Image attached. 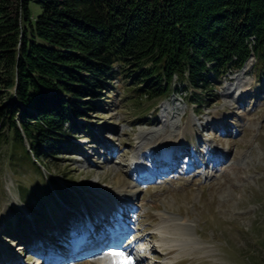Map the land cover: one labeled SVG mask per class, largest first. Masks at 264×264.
I'll use <instances>...</instances> for the list:
<instances>
[{
  "label": "rangeland",
  "instance_id": "374dc122",
  "mask_svg": "<svg viewBox=\"0 0 264 264\" xmlns=\"http://www.w3.org/2000/svg\"><path fill=\"white\" fill-rule=\"evenodd\" d=\"M246 62L244 71L199 88L200 102L177 78L168 95L141 97L131 85L138 71L114 67L97 109L70 129L72 147L49 159V171L31 155L45 184L7 131L0 138V264H52L56 252L58 262L69 258L57 264H116L120 255L134 257L131 264H264V67L254 52ZM216 155L226 158L198 168L216 163ZM129 201L135 211L124 212L120 246L79 261L63 252L73 243L69 234L89 228L93 215L108 222L116 203L128 210ZM60 218L66 223L56 227ZM180 226L185 234L173 232ZM39 241L53 249L44 251V263Z\"/></svg>",
  "mask_w": 264,
  "mask_h": 264
},
{
  "label": "trees",
  "instance_id": "16d2710c",
  "mask_svg": "<svg viewBox=\"0 0 264 264\" xmlns=\"http://www.w3.org/2000/svg\"><path fill=\"white\" fill-rule=\"evenodd\" d=\"M252 52L264 67V0H0V138L10 130L49 171L114 67L138 71L141 97L168 95L177 78L200 102Z\"/></svg>",
  "mask_w": 264,
  "mask_h": 264
},
{
  "label": "bare ground",
  "instance_id": "6f19581e",
  "mask_svg": "<svg viewBox=\"0 0 264 264\" xmlns=\"http://www.w3.org/2000/svg\"><path fill=\"white\" fill-rule=\"evenodd\" d=\"M247 63V62H246ZM250 64V62H248L247 63V65H249ZM246 64H244V66H245ZM243 66V67H244ZM243 67H242V69H243ZM245 68H246V66H245ZM245 68L243 69V71L245 70ZM238 72V71H237ZM179 150H180V146L179 145H177V146H175V151L176 152H179ZM159 155H161V154H159ZM219 156V157H218ZM162 157H164V155L162 156ZM213 157V156H212ZM216 159H219V160H217V162L215 163V161H212L211 159H209L206 163H204V164H200L199 166H198V168L200 167V166H202V167H206V165H208V163L210 162V163H212L213 164V166H215V164H218V163H220L221 161H223L225 158H222V156L221 155H216V157H215ZM162 159V158H161ZM162 160H164L163 162H164V164H165V162H166V159H165V157L162 159ZM160 161V160H159ZM169 161V160H168ZM212 168H215V167H212ZM144 171V173H145V170H143ZM166 172H168L169 170L168 169H166L165 170ZM163 176H166V173H163ZM128 203H130V206H131V208L130 209H126V206H125V202L124 203H116V206L115 207H118L117 205H119L120 207L118 208V209H116L115 211H116V215H115V217L114 218H112V220H109L108 221V223L111 225V227L113 228V233L110 235V234H105V233H103V232H101V231H98L96 228H94V226H92V225H90L89 226V228H85V229H79L77 232L76 231H74L72 234H69V235H71L70 237H72V238H74L73 239V243H71L70 244V246H69V248L67 247V248H64V249H62L63 250V252H68V254H74V255H72V260L74 261V260H76V261H79V260H82V259H86L87 257L89 258V257H91V256H93V255H95L96 253H98L105 245H111L112 247L113 246H116V245H118V243H119V241H120V239L122 238V234L127 230V226L123 223V222H125L124 220H125V218H123L124 217V212H128V215H132L133 213H134V204L132 203V201H129ZM127 204V203H126ZM154 207V206H153ZM120 209H122V215H120ZM126 209V210H125ZM113 211V210H112ZM112 211H110L111 212V214L113 213ZM96 212V211H95ZM126 214V213H125ZM100 216L101 217H103L102 216V213H100ZM111 217V216H110ZM109 217V218H110ZM95 219V218H94ZM66 218L65 219H62V218H60V223H56V227H58V226H61V225H63V224H65L66 223ZM96 220H98V221H107V220H100L99 219V216H98V219H96ZM95 221V220H94ZM61 223H63V224H61ZM68 223V222H67ZM94 223V222H93ZM87 227V226H86ZM52 228V229H51ZM50 229H51V232L53 233V234H55V230H54V227H51ZM92 228V230H90ZM64 229V228H63ZM66 229V228H65ZM160 229V232L161 233H164V232H168V230L166 229V226H165V228H163V227H160L159 228ZM54 230V231H53ZM72 231V230H71ZM67 232H68V230H67ZM66 231H64V232H62V234L60 233V236H59V238H63V237H65V234L67 233ZM173 232L174 233H176V234H185V232H184V227H178V228H176V229H174L173 230ZM57 234V233H56ZM78 234V235H77ZM164 235V234H163ZM177 237V236H176ZM57 238H58V236H57ZM178 238V237H177ZM176 238V239H177ZM13 239V241H17V240H20V239H18V238H12ZM25 239H27V238H24V240ZM29 240V239H28ZM21 241V240H20ZM57 241H59V240H57ZM52 242V241H51ZM173 242V241H172ZM177 242V243H176ZM21 243H23L22 241H21ZM53 243V242H52ZM174 243L176 244V245H184V244H186V242H185V240H176V241H174ZM26 244V243H25ZM41 244V245H40ZM45 244V243H44ZM43 244V241H39V247H40V249H43L42 250V253H43V255H42V259H43V263H44V257H45V254H44V251H53V249L50 247V245L48 246V245H44ZM23 245V244H22ZM27 245V244H26ZM44 246H47V247H44ZM56 246V245H55ZM57 247V246H56ZM36 249H38V248H36ZM39 249V250H40ZM60 250H61V248H59ZM74 249V250H73ZM101 252V251H100ZM56 257H58V259L59 258H61L60 257V255L59 254H57V252H56ZM68 256H65V258H63L61 261H63L64 259H68V261H69V258H67ZM93 257H95V256H93ZM114 258V257H113ZM58 259H56V260H54V262L52 263V264H57V263H59V262H61V261H59L58 262ZM116 264L118 263V264H131V260L128 258V256H126V255H120L119 257H116V259L114 258V259H112ZM102 259H100L99 261H97V263L99 264V263H102ZM107 261V260H106ZM65 262V261H64ZM112 261L110 260V263H111ZM10 263H13V264H18L19 262H18V260L16 261V260H10V262L8 263V264H10ZM47 264H50V263H47ZM104 264H106V263H104ZM112 264V263H111Z\"/></svg>",
  "mask_w": 264,
  "mask_h": 264
},
{
  "label": "snow or ice",
  "instance_id": "6c2138e0",
  "mask_svg": "<svg viewBox=\"0 0 264 264\" xmlns=\"http://www.w3.org/2000/svg\"><path fill=\"white\" fill-rule=\"evenodd\" d=\"M113 255H120V254H118V253H113Z\"/></svg>",
  "mask_w": 264,
  "mask_h": 264
}]
</instances>
